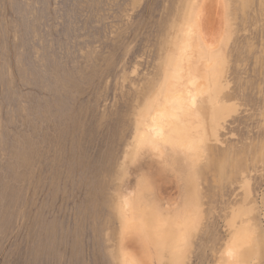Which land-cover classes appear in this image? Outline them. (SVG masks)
I'll list each match as a JSON object with an SVG mask.
<instances>
[{
  "label": "rangeland",
  "instance_id": "obj_1",
  "mask_svg": "<svg viewBox=\"0 0 264 264\" xmlns=\"http://www.w3.org/2000/svg\"><path fill=\"white\" fill-rule=\"evenodd\" d=\"M0 264H264V0H0Z\"/></svg>",
  "mask_w": 264,
  "mask_h": 264
},
{
  "label": "bare ground",
  "instance_id": "obj_2",
  "mask_svg": "<svg viewBox=\"0 0 264 264\" xmlns=\"http://www.w3.org/2000/svg\"><path fill=\"white\" fill-rule=\"evenodd\" d=\"M154 131H155V135H162L161 128H156Z\"/></svg>",
  "mask_w": 264,
  "mask_h": 264
}]
</instances>
